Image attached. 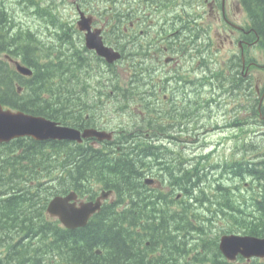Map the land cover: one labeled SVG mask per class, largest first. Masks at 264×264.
Instances as JSON below:
<instances>
[{
  "label": "trees",
  "instance_id": "trees-1",
  "mask_svg": "<svg viewBox=\"0 0 264 264\" xmlns=\"http://www.w3.org/2000/svg\"><path fill=\"white\" fill-rule=\"evenodd\" d=\"M10 1L0 0V104L3 107L74 125L83 120L88 108L100 107L92 103L96 96L104 104L123 91L116 75L108 77L105 85L113 92L104 88L105 91L97 93L87 86V77H92L91 60V63L80 62L78 52L70 59L66 54H57L72 42L59 37L64 30V19L59 18L57 28L56 10L44 6L34 9L26 0H14L15 4ZM240 1L248 25L258 37V48L264 52V0ZM22 6L27 7L23 13H32V18L40 19L35 21L53 28V38L47 44L32 28L13 29L17 19L6 25L2 11L8 12L12 19V10ZM11 51L32 67L30 79L20 81L2 58L4 52L11 54ZM92 54L90 58L103 61ZM98 66L102 67L101 63ZM218 71L221 92L242 90L240 72L227 77L224 70ZM103 74L107 73L99 71L93 77L102 78ZM17 79L24 88L22 93L14 85ZM247 99H251L249 95ZM131 104L127 100L126 105ZM204 104L208 110L209 102ZM256 107L250 104L247 109L255 115ZM72 114L75 115L70 117ZM129 116H126L129 124L141 123L138 116ZM142 124L146 126L144 120ZM260 124L264 127V120ZM136 143L126 147L122 144L118 152L107 151L106 156H99L66 141L36 142L30 138L14 141L10 145L12 150L1 157L6 166L0 171V264H264L262 259L247 262L242 257L229 262L218 250L221 235L264 237V144L259 146L257 139L250 136L245 150L247 161L229 165L224 161L220 166L213 162L209 168L218 179L212 183L202 182L201 174L195 175V167L181 171L183 162H164V152L150 151L153 159L148 161L144 140ZM256 148H260L262 155L254 161L249 156L250 150ZM165 153L175 157L168 150ZM153 166L173 181L172 192L167 197L176 195L173 191L181 193L178 201L169 198L174 202L172 208L167 198L163 203L156 200L159 197L156 195L164 196L160 189L143 186L140 177L145 170L154 169ZM222 178H228L229 182ZM247 180L249 185L244 184ZM100 189L112 190L116 204H104L84 228L66 230L44 214L48 199L54 195L74 190L92 199ZM151 191L155 195L150 196L153 201L148 195ZM134 196L143 203L151 202L134 209L147 212L146 224H135L139 217L129 214L131 208L116 211L117 203L131 202ZM97 249L100 254L95 253ZM132 250L136 255L131 254Z\"/></svg>",
  "mask_w": 264,
  "mask_h": 264
},
{
  "label": "flooded vegetation",
  "instance_id": "flooded-vegetation-1",
  "mask_svg": "<svg viewBox=\"0 0 264 264\" xmlns=\"http://www.w3.org/2000/svg\"><path fill=\"white\" fill-rule=\"evenodd\" d=\"M83 2V0H73L75 11H79L81 8L88 11ZM94 6V9L109 10L114 26L122 25L121 32H132L135 37L139 36L135 40L137 46L133 40L131 47L133 52L128 51L127 55L131 59H142V62H145L148 68L139 71L138 74L135 73V70L130 71L127 75L134 79L143 75L145 86L148 87L147 95L153 99V101L149 100L147 105L159 106L167 117L171 116V113L173 114L183 103H197L194 99L195 91L189 88V94H186L187 90L184 91L182 86L184 82L192 85L193 81L187 79L184 81L182 75L177 72V68L180 65V56L184 55V48L189 49V51L196 50L199 43L205 41L207 33L209 36L212 34L214 39L217 40V50H222L224 44L230 48L239 49L240 71L245 79L251 76L250 66H257L255 61L245 63L247 49L254 48L256 42L252 40V36L245 28L244 12L237 0H111L110 4L99 3L94 4ZM101 15V13L95 15L96 22L93 24L94 26H102ZM204 15L206 24L201 18ZM106 16L107 14L101 17ZM207 16L212 18L211 22L207 21ZM124 21L127 24H124ZM212 23L218 24L219 27H213ZM144 26L145 28H143ZM108 30L109 28L105 24L102 34ZM166 30L167 34H165ZM112 33V43L122 55L126 45L120 46L117 29L113 30ZM157 34H159V41L165 40V46H159L158 42L155 44L149 43L152 38H147V36L156 37ZM162 34H165V37H162ZM167 36L168 38H166ZM66 37L68 38V32ZM210 41L212 44L211 37ZM144 42H146V45ZM194 70L190 68L189 73ZM258 85L263 84L256 78L255 89L257 92H259ZM152 90L155 91L152 92ZM162 90L163 92L159 96L160 99L155 95L156 92ZM192 123L193 115L190 124L191 130H193ZM78 126L80 128L95 127L87 120L78 122ZM180 127H183L182 123H180ZM13 143L14 141L0 144L1 170L5 168L4 159H1V157L12 150Z\"/></svg>",
  "mask_w": 264,
  "mask_h": 264
},
{
  "label": "water",
  "instance_id": "water-1",
  "mask_svg": "<svg viewBox=\"0 0 264 264\" xmlns=\"http://www.w3.org/2000/svg\"><path fill=\"white\" fill-rule=\"evenodd\" d=\"M91 21L92 16L85 17L80 14V19L77 22L78 29L86 33V48L94 51L107 63L115 62L120 55L111 47L104 45L100 36V29L90 30ZM17 68L23 75H30L27 68L18 65ZM19 137H30L38 141L80 140L76 130L59 127L42 117L3 109L0 105V143ZM74 199L73 193L65 197L53 198L48 204L47 213L51 217L58 218L66 228L75 229L85 226L88 218L99 209L100 201L81 202L76 205L70 202ZM218 248L229 261H234L237 256L245 259L264 258V238L238 235L223 236L219 241Z\"/></svg>",
  "mask_w": 264,
  "mask_h": 264
},
{
  "label": "rangeland",
  "instance_id": "rangeland-1",
  "mask_svg": "<svg viewBox=\"0 0 264 264\" xmlns=\"http://www.w3.org/2000/svg\"><path fill=\"white\" fill-rule=\"evenodd\" d=\"M34 2H36V0H33ZM85 1V3L83 2V5L88 10H92V8H95L94 4H99L102 0H90ZM71 2V0H67V4H69ZM11 3V1H10ZM28 3V2H27ZM29 4V3H28ZM69 6V5H68ZM71 8V6H69ZM20 10V9H19ZM205 12V11H204ZM63 13H67L69 15L68 19H72L74 20V15L71 13L70 10H66L63 11ZM20 11L15 9V15H19ZM7 17L10 18L8 12H6ZM110 16V15H108ZM59 16L56 17V19L59 20ZM201 18L203 19L202 21L206 24V18L205 15L201 16ZM103 20V19H102ZM108 21H110V23L108 24V28L109 30L105 32V38L109 39L112 35V31L117 29V35L119 36V38L121 39L123 44H126L128 46V51L133 52V50H131L132 47V42L134 40L135 44H136V39L139 38L135 37L134 34H132V32H126V31H122V25L119 24L117 26H114V23L112 22L111 17L107 18ZM12 21V20H11ZM207 21L211 22L212 18H209L207 16ZM124 24H127L126 21H124ZM213 27H219L218 24L216 23H212L211 24ZM127 26V25H126ZM145 28V26L143 27ZM132 29V28H131ZM167 34V30L165 31ZM165 34H162V37H165ZM158 35H156V37L154 36H147V38H152V42H156V40H159ZM168 38V36L166 37ZM111 39V38H110ZM146 42H144L145 44ZM165 40H162L159 44V46H165ZM137 46V44H136ZM197 49H199V47H197ZM216 50L214 49H210L207 52H203L202 56L206 59L204 60V62L201 65H204L205 71H214L217 70L218 67L223 66L224 63H226L230 57V55L232 54L233 50L225 47L224 50H220L219 52L214 53ZM63 52V56H65V50L62 51ZM184 55L180 56V65L177 68V72L179 74H181L184 78H188V76H190L192 78V76L194 75L195 77H199L200 75H202V68L198 67L197 70L195 72H190V68L194 67L197 61V58H200V54L196 57L197 52L193 51L191 53L192 57L190 58V53L188 50H186V52H183ZM262 62H264V56L262 59ZM125 64V65H124ZM122 67H130L131 69H136L137 72L139 73V71H144L147 70V65L145 62H142V59L140 60V58H136V59H129L128 61H124L121 64ZM176 72V71H175ZM104 77L106 75H103ZM128 81H125L121 78L120 83L125 87V88H129L130 85H126ZM219 84V83H218ZM183 89L184 90H189V88L192 91H196L197 92V96H195V100L199 101V106H201L199 108L198 111V119L196 120L195 125L198 127L197 128V132H200V138H206L208 140H214V137H217V135H220L219 133H217V130H214V128H211L212 126H214V121L219 119L223 120L225 118H229V117H235L238 115V119L240 121H242L243 119L247 120L248 117L252 118L251 113L248 112L247 109V103L251 104V102L249 100L246 99V97L244 96L243 93H238V94H231L229 92H221V88H217V86H192L189 87L187 84L183 83L182 84ZM218 89V90H216ZM135 90H142V92L144 91V87L142 84H139L137 86V88ZM213 90L217 91L220 94L215 93ZM213 96L214 97V101H217L218 99L220 100L221 103V107L219 108L218 105H214L211 106L210 110L208 111L206 106H205V102H209L210 101V97ZM255 97L251 98H259V96H256L254 94ZM110 99V98H109ZM250 99V100H251ZM120 100L118 102L115 103H104V104H99L97 103L96 105H99V108L96 109H91L90 110V114L91 115H99L102 116L103 119H105V123L109 126V125H113V126H117L118 124H125L124 119L126 116H123L122 114L118 113L117 111L119 110V108H116L115 105L119 104ZM68 108V107H67ZM218 109V110H217ZM103 113V115H102ZM104 114H108V118H104ZM133 117H136V115H131ZM218 116V117H217ZM220 120V121H223ZM209 123V124H207ZM222 123V122H220ZM246 127H248V131L251 133V135L257 134L259 133L261 130L260 125H255V123L250 122V124H246ZM247 131V130H246ZM250 135V136H251ZM192 136H195L194 133H192ZM247 136L246 137V141L247 139L250 137ZM183 140H188L191 137H187V136H182ZM198 138V136H195L194 138H192V140H196ZM229 142V141H228ZM227 142V143H228ZM227 143L225 146H221L220 150H224L227 146ZM188 144H190V141H188ZM259 149H254V150H250V156H256L259 151ZM248 183V182H247ZM134 255H136L135 251L133 252Z\"/></svg>",
  "mask_w": 264,
  "mask_h": 264
},
{
  "label": "bare ground",
  "instance_id": "bare-ground-1",
  "mask_svg": "<svg viewBox=\"0 0 264 264\" xmlns=\"http://www.w3.org/2000/svg\"><path fill=\"white\" fill-rule=\"evenodd\" d=\"M30 5H32V4H34L35 2L33 1V0H26ZM3 19H6L5 21H6V25L8 24L9 25V23H11L12 21L10 20V18L9 17H7V15H6V11L4 10V11H2V16H1ZM57 21V28L59 27V23H60V20H56ZM66 33H67V31L66 30H61L60 31V34H62V35H60L59 34V37L61 38V39H65V41H67V37H66ZM57 54H60L61 56H63V52L62 51H60V50H58L57 51ZM70 102H71V100H70ZM192 115L190 114V117H191ZM111 147H108L107 148V150H109ZM37 153V152H36ZM195 190H196V188H194ZM188 193V192H187ZM142 197V196H141ZM147 197V196H146ZM156 201V200H155ZM154 201V202H155ZM145 202V201H144ZM150 202V201H149ZM151 204V203H150ZM118 216V215H117ZM128 216V215H127ZM120 217V216H119ZM124 217V216H123ZM135 218V217H134ZM124 222V221H123ZM183 246V245H182ZM186 247V246H185ZM140 249V248H139ZM187 250V249H186ZM141 251V250H140ZM133 250H132V252H131V254H133ZM130 253V252H129ZM171 253H173V252H171ZM130 254V255H131ZM168 254V253H167ZM129 255V256H130ZM134 255V254H133ZM178 255V254H177ZM176 255V256H177ZM166 259V258H165ZM165 263V262H164Z\"/></svg>",
  "mask_w": 264,
  "mask_h": 264
}]
</instances>
